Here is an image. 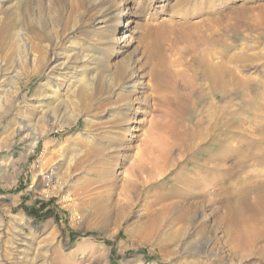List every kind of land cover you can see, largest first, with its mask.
<instances>
[{
    "label": "rangeland",
    "instance_id": "rangeland-1",
    "mask_svg": "<svg viewBox=\"0 0 264 264\" xmlns=\"http://www.w3.org/2000/svg\"><path fill=\"white\" fill-rule=\"evenodd\" d=\"M20 1L0 0V83L4 72L14 73L0 93V264L27 258L45 264H264V106L257 110L264 101L261 12L244 18L243 0H229L230 11L223 0H128L125 20L117 25L113 16L104 35L96 31L105 26L98 15L116 0H84L67 30L51 25V0H31L26 8ZM71 1L62 2L65 16ZM202 13L220 32L221 52L252 48L253 59L241 67L245 81L212 90L195 57L189 70L177 66L191 58L196 44L182 39L187 26L210 27L202 24ZM8 21L15 26L6 36L1 29ZM149 21L151 29L169 21L174 26L161 49L168 63L175 62L173 70L185 71L162 94L151 87L152 62L142 42ZM107 38L113 39L109 46ZM53 50H73L71 68L56 67ZM97 74L106 79L101 108L64 112L77 77ZM54 95V101L48 98ZM215 106L224 114L219 130L194 141L190 133L200 119L207 125ZM24 125L30 131L24 133ZM87 142L105 148L108 161L73 169ZM243 143L256 148H221ZM149 144L155 150L147 156L169 157V163L162 159L159 171L135 183L132 168ZM197 177L207 187L184 188L185 180ZM190 205L193 211L186 214ZM19 235L30 252L17 258L13 243Z\"/></svg>",
    "mask_w": 264,
    "mask_h": 264
},
{
    "label": "bare ground",
    "instance_id": "bare-ground-1",
    "mask_svg": "<svg viewBox=\"0 0 264 264\" xmlns=\"http://www.w3.org/2000/svg\"><path fill=\"white\" fill-rule=\"evenodd\" d=\"M144 1L146 2L148 0H144ZM219 1H221V0H219ZM233 1H235V0H233ZM30 2H31V0H21L20 1L21 8L22 7L23 8L29 7ZM62 2H63V0H51L50 8L52 10H51V13H50V23H51V25H54V26L63 25V28L67 30V29H70L69 27L71 26L70 24L72 22L77 21L78 10L80 9V6H82V4L84 3V0H72L71 1V8H70V10L68 12L69 13L68 16L67 15L65 16V14H64V9H63L64 6L62 5ZM89 2H91V1H89ZM129 2L130 1H128V0H116V1L108 3L106 5V7H105V11H103L100 15H98V18H97L99 20L98 23H100L101 25L103 24L105 26L97 28L96 31H98V32L101 31V34H104L105 30H103V29H107L108 27H113V25H114V23H112L113 16L117 17V22H116L117 25H121L122 19L125 20V18L127 16L126 13H124L125 9L127 8L125 5L128 4ZM221 2H222V5L224 6V9L226 11H230L231 9H233V7L232 8L229 7V0H223ZM205 7L206 6L199 7V9H200L198 11L199 15H201L200 12L202 10H204ZM208 7L211 8L210 6H208ZM241 8H243V11L245 12L244 15H243L244 18H246V16L249 13H252L254 10H259L261 12V14H262V16L260 18L261 19L260 21L262 23H264V0H243ZM175 9H176V6H175ZM219 13H221V12L219 11ZM216 14H217V12H216ZM207 15H209V14L205 13L204 18H202L203 19L202 24L203 23L205 24V23L208 22L210 17H208ZM211 16H214V15H211ZM187 17H188V15H186V17H183L182 20H186ZM229 19H228V22H229ZM235 19L236 18H234V20ZM170 21H172V20H170ZM230 21H233V18H231ZM24 22H25V20H24ZM169 22H167V23L165 22L166 24L161 23L162 25H159L156 29H151L152 27H151L150 21H149V23H146V25L144 26L146 32L143 34V41L142 42H143V45L145 47V53L147 55L148 62H152V68H151L152 69L151 70V72H152L151 73L152 86L151 87H153V91L154 92H158L159 90L160 91H165L164 89H166V88L162 89L163 87L168 86L169 83H171L172 81L176 80L178 78V76H184L185 75V71H183V70H180V69L179 70L176 69L178 71L173 70L172 69L174 67L173 65H176V64H174L175 62L174 63H172V62L170 63L169 62L170 63L169 64L167 62V60H166L167 58H165L163 56V52H162V49H161V47H162L161 42H162V40L167 39V37H169L168 34H170V32H172L171 29L174 27L173 26L172 28H170L171 22L170 23ZM183 23H184L183 27L186 28L185 24L186 23L188 24V22H186V23L183 22ZM216 23H218V22L216 21ZM239 23H240L239 20H237V25ZM253 23L254 22H250V24H252V25H253ZM197 24H196V22H195V24L191 23L192 27H190V25H188L189 27L187 26V28L184 31V34L182 35V39L185 40V41L187 40V42H189L188 40H194V39L196 40V44H195L194 48L191 50V55H190L191 58L187 59V61H184V60L181 59L180 61H178L177 66L180 67V68L186 67V66H188V63L195 57L196 58V67H198V70H200V72L203 73V76H204V78L206 80V85L208 86V88H210L212 90L221 89L223 86H226V85H229V84L234 85L236 83H240L242 81H245L248 77H243L242 76L241 67H242V63L243 62H246L248 60H252L253 59V56H251L249 54V51L252 50V48L247 46V45H245L244 48L241 51L233 53V54H228L226 52L227 50H224V51L221 52L218 49V47H217L218 46V42H219V33L220 32L212 31L213 30V26L209 25L211 23L205 24V25H209L210 26L206 30H203L202 27L197 25ZM26 25L29 28H31V30L33 31V29H34L33 28V26H34V22L33 21L27 20L26 21ZM178 25L179 24L177 23V26L175 25V28L178 27ZM230 25H231V23H230ZM14 26H15V23H10L9 21L5 22L4 27L1 29V32L4 33L7 36L9 31H11ZM171 26H172V24H171ZM179 26H181V25H179ZM217 29H218V27H217ZM181 30H183V29H181ZM96 31L93 33V34H95V36H97V32ZM211 31H212V33L208 34V32H211ZM176 33H178V32H176ZM36 35L39 36V34H36ZM88 37L90 39L92 38L91 36H89V31H88ZM107 39H108L107 40L108 43L106 44V46L107 45L109 46V44L111 43V41H113V39H111V38H107ZM151 40H152V44L148 43ZM210 46H212V48ZM168 48H169V46H168ZM167 51H169V50H167ZM71 52H73V50ZM71 52L69 51V52L64 53V52H60V51H57V50H53L55 66L60 68V69L71 68V66H69L70 58L72 56ZM159 57H161V58H159ZM171 57H173V56H171ZM171 59H173V58H171ZM174 59H175V57H174ZM174 61H176V59ZM43 65H44L43 62H39L38 66L41 67ZM192 66H194V65H192ZM40 67H35V69L33 71L34 75H39V73L41 71ZM186 69H188V67H186ZM12 74H14V73H9V72L5 73L4 72V74H2L1 78L3 80L0 83V93L6 92V88L11 85L12 79H13ZM100 75L97 74L93 79L85 78L83 75L77 77L78 78L77 79V84L74 85L75 89L73 90V93H72L73 94V99H71L70 101H67L63 105V107L65 108L63 111L64 112H68V109H70V108L71 109L72 108H76V109L79 108V109H84L86 111H90V110H92L94 108L95 104L97 106H99V108H101V106L99 104H101L102 102H100V100H99L100 98L99 97L106 90V86H105L106 85V81H105L106 79L100 77ZM160 94H162V93L160 92ZM157 95L159 96V94H157ZM48 98H51L54 101V99L57 98V96L56 95H54L52 97L49 96ZM102 98H103V96H102ZM97 100H99V101H97ZM53 103H55V102H53ZM51 105H53V104H51ZM115 105H117L116 102H115ZM259 105L260 106L258 107L257 110L260 112V110H262V108L264 106V101L261 104H259ZM97 106L95 107V109H98ZM129 107H131V106H129ZM212 108L213 109L211 111L210 118L208 119V121L206 120L207 125L202 127V125L205 123V120L200 119L196 123L195 129L190 133V135H191V137H192V139L194 141H196V142L200 141L201 142L202 140L207 138V136H211L212 134H215V133H213L215 130H219L218 129V125L220 124L224 114H223V111L221 109H218L216 106L212 107ZM178 109H180V108H178ZM171 116L172 115L170 113L166 114V117H168V118L171 117ZM157 127L160 130H163V131H166L168 129V128L164 129L163 125L157 126ZM21 130L24 133H26V132L30 131V126L29 125H24L21 128ZM211 132H212V134H210ZM171 134H173V131H172ZM181 137L182 138L180 139V142L183 144L184 143V136H181ZM88 140H90V139H88ZM87 143H88L87 144L88 148L86 149L85 154L81 157V159H79V160L77 159V161H75L73 169H76V170L77 169H82L81 166L85 164L84 162H86V163H92V162L93 163H104V162L108 161L107 158L109 157V154L106 153V149L105 148L97 147V146L91 144L93 142H91V143L87 142ZM146 147L147 148H146L145 152H143L142 154L138 155L137 164L134 166V168H132L134 170L132 173L134 174V177L136 179L135 183L138 180L139 181H143V175L145 173H147L148 175L152 176L154 173L159 171L158 164L160 166L162 164L165 165L163 163V161H166L167 165L169 163L168 162L169 157L163 159V157L156 156V155H154V153H150V155L147 156V153L154 151L155 148L151 144L147 145ZM190 147H192V146H190ZM221 148L225 152L226 151H228V152H233V151L234 152H236V151L239 152L242 148H245V149H248V150L249 149L250 150H252V149L254 150V148H256V147L253 146V145L248 147V146H246L243 143V145L241 147L240 146L235 147V148L233 146L227 147L225 144H223V146ZM148 150H150V151H148ZM185 150H187V147L186 148L183 147V149H180V151H185ZM145 156H147V157H145ZM162 159H163V161H162ZM219 159H222V158H219ZM218 175L222 176L223 173H218ZM90 186H91V184H90ZM193 186H198V187L200 186L201 188L207 187V186H204L201 178H198V177L197 178H193V179L192 178L191 179H187V180L184 181V188L185 187L190 188V187H193ZM176 204H179V203H176ZM175 206L176 205H173L171 208L169 207V210L170 211L174 210ZM191 211H193V207H191V205H190L189 207H187L185 213L186 214H190ZM21 235L17 236L15 238V242L13 243L14 252H15V255H16L17 258L19 257L20 254H24V253L28 254V250L30 252V247L29 248L25 247L28 250L22 249V248H24V246H27V245H24L25 241H24V239L22 238ZM19 237H21V238H19ZM23 260H24V258H23ZM16 264H45V262H42L41 260L38 261V260H35V259L33 261H31V260H28V258H27V260L18 261Z\"/></svg>",
    "mask_w": 264,
    "mask_h": 264
},
{
    "label": "trees",
    "instance_id": "trees-1",
    "mask_svg": "<svg viewBox=\"0 0 264 264\" xmlns=\"http://www.w3.org/2000/svg\"><path fill=\"white\" fill-rule=\"evenodd\" d=\"M28 212L33 215V216H37L38 213L36 211H33V210H28Z\"/></svg>",
    "mask_w": 264,
    "mask_h": 264
}]
</instances>
